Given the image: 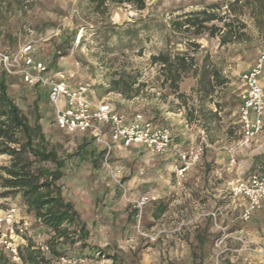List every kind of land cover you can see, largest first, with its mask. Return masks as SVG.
I'll return each mask as SVG.
<instances>
[{"label":"rangeland","instance_id":"1","mask_svg":"<svg viewBox=\"0 0 264 264\" xmlns=\"http://www.w3.org/2000/svg\"><path fill=\"white\" fill-rule=\"evenodd\" d=\"M232 3L233 0H145V8L138 11L112 1L94 9L88 0H0V52L11 54L24 44L32 45L35 59L50 72H64L71 84H92L94 96L104 98L125 118L138 113L173 130V146L182 152L199 146L196 135L198 130H204L208 146L194 167L211 168L216 166L212 158L215 147L208 140V128H199L198 114L194 112L202 100L211 136L214 128H223L230 134L236 132L237 137L238 96L242 89L238 75L251 67L264 49V37L256 34L249 7L239 3L232 10ZM205 10L220 18L205 24L207 27L223 29L225 23L233 21L236 26L243 25L241 32L246 37L220 45L218 35L187 31L185 19ZM161 54L194 60V74L179 82L183 99L161 85V66L151 61ZM213 69L217 71L216 81L211 78ZM0 77L5 80L8 96L29 123L38 119L48 148L64 159L63 177L57 185L87 231L83 241L64 247L54 245L59 256L42 251L40 246H45L51 233L37 223L18 195L1 197L5 189L0 186V208L15 205L27 223L23 242L19 241L22 256H26L30 240L32 250L37 252L35 264H66L60 258L77 260L76 264H264V221L260 218L242 224L241 242L224 239L215 247L221 233L215 230L214 223L211 233L207 222L192 221L193 217L185 214V174L177 186L175 170L179 163L174 153L157 155L116 147L111 162L126 188L124 195L102 169V150L93 138L88 134H67L56 127L42 89L1 72ZM118 78L134 79L132 90L137 94L127 99L111 91V81ZM185 117L192 125L188 132ZM190 135L193 139L188 138ZM256 151L253 144L238 150L243 152L236 161L238 167L246 169L247 156L256 158ZM10 159L0 155V177H5L2 168L10 164ZM256 159L257 165L264 166V159ZM41 166L53 168L49 163ZM208 176H213L212 171ZM144 194L154 195L156 201L139 211L134 202ZM8 260L10 264H29L21 259Z\"/></svg>","mask_w":264,"mask_h":264},{"label":"built area","instance_id":"2","mask_svg":"<svg viewBox=\"0 0 264 264\" xmlns=\"http://www.w3.org/2000/svg\"><path fill=\"white\" fill-rule=\"evenodd\" d=\"M264 68V49L260 51L255 63L239 75L241 92L239 94L238 121L241 128L240 137L226 149L229 162L234 163L235 153L250 146L264 128V90L259 78ZM0 72L8 77L17 78L21 83L32 88L42 89L52 108L56 127L67 134L80 133L90 135L102 150L101 167L108 180L126 194L119 171L111 162L114 149H128L141 146L148 152L157 155L174 153L179 166L176 168V185L185 172L194 166L203 152L202 144L189 152H182L173 146V140L167 127L154 125L143 115L135 114L126 122L123 114L111 103L99 101L92 103L87 95L92 84H71L62 71L50 72L42 62L35 59L33 48L24 44L16 52L8 54L0 52ZM230 194L234 198H243L245 205L239 214L241 222H248L254 213L261 209L264 201V174L251 173L245 179L230 186ZM156 201L151 194H144L135 200V208L139 211L148 203ZM217 212L209 216L216 218ZM221 233L216 247L226 238L223 228L214 223ZM27 232V223L19 216L15 205L0 208V251L9 259L19 261V245ZM241 242V239H236ZM42 251L46 246H40ZM63 263L76 264L77 260L60 258Z\"/></svg>","mask_w":264,"mask_h":264},{"label":"trees","instance_id":"3","mask_svg":"<svg viewBox=\"0 0 264 264\" xmlns=\"http://www.w3.org/2000/svg\"><path fill=\"white\" fill-rule=\"evenodd\" d=\"M107 1L121 5L127 4L138 11L145 8V0H88L94 9L104 7ZM239 3L242 7H249L257 28L264 26V0H233L229 7L234 10ZM216 20L219 21L220 18L205 10L186 18L185 26L187 31L192 30L194 35H200L203 32H208L211 37L218 35L220 45L246 37L241 32L243 25L240 23H237V26L233 24V21L225 23L223 29L214 25L210 27L205 25ZM151 61L161 66L162 87H168L178 99H183V94L179 92V82L184 77L194 74L193 58L182 55L170 57L161 54L152 57ZM216 74V70H211V78L215 81ZM217 82L221 84V81ZM134 84V79L129 78L125 81L123 78H118L111 81L110 89L130 99L137 94L132 90ZM34 108L36 109V105ZM47 144L38 119H35L32 125L29 123L27 117L8 96L5 80L0 77V155L5 154L11 158L10 164L2 168L5 177H0V186L5 191L1 197L19 196L27 211L33 213L37 223L51 233L45 246L48 253L56 257L59 254L54 245L64 247L83 241L87 236V231L84 225L80 224L72 204L61 196L60 186L57 185L63 177L64 159L59 158L54 150L48 148ZM100 156L102 157V152ZM46 163L51 164L53 168L41 166ZM26 249V256H22L19 251V259L35 264L37 252L32 250L33 244L30 240L27 241ZM91 250L95 251L94 248ZM0 264H10L3 252H0Z\"/></svg>","mask_w":264,"mask_h":264},{"label":"crops","instance_id":"4","mask_svg":"<svg viewBox=\"0 0 264 264\" xmlns=\"http://www.w3.org/2000/svg\"><path fill=\"white\" fill-rule=\"evenodd\" d=\"M251 20H252L253 26L256 29L255 30L256 34H259L260 36L264 37V28L262 27L260 29L257 28L255 19L251 17ZM239 75H238V79H239ZM259 83L262 89L264 90V68L259 78ZM197 96H198V99H201L200 91L197 92ZM87 98L92 103H96L99 101H105L104 98L94 96L92 90L87 95ZM238 101H239V96H238ZM197 108H198V111L194 113L198 114L199 128L202 125H205L208 128L209 130L208 140L213 143L214 145L213 148L215 147L214 152L212 154V158L215 160L216 166L211 167V168L206 167V166H203V167L192 166L185 172V214L187 216L191 215L190 217H193L192 221L207 222L211 233H213L212 231H214L213 223H216L218 226L223 228L224 235L226 237L225 239H229L230 242L234 243L237 241L236 239L243 238L242 224L244 222H241L239 220V214L243 210V207L245 205V200L243 198L232 197L230 194V186L235 182L245 179L251 173L257 172V173L264 174V171H262L264 166L257 165V163L254 162V159L256 158H257L256 160L264 159V128H263V131L259 134V136L252 143L254 146H256V150H257L255 152L257 153L255 154L257 155L256 158H254L253 155H251L252 156L251 158L247 156V154H245L247 156L246 159L249 161V163L247 164L246 169H243V168L241 169L240 166L238 167L236 161L237 160L239 161V158L241 157L243 152L235 153L234 163L229 162V156L226 153V149L229 146H231L240 137V133H241L240 124H239V130L237 131V137H235L236 132H233V134H230L231 132L228 131L229 132L228 134V132H226V130L223 128L222 130H219L218 128H214V131L216 134L213 133L214 136H211L212 128L209 129L210 127L209 124H206L205 115H204L206 111H205L204 103L202 100L199 101ZM134 116L135 114L132 116V118ZM132 118L131 119L126 118V122L131 121ZM145 119L147 120V118ZM153 124L158 125L155 123ZM158 126H161V125H158ZM190 129H192V125L189 122H187L186 117H185V132H188ZM169 131H170L172 140H174L173 130L169 129ZM196 136L200 140L199 145L202 144L203 152H204L205 147L208 146L207 140H206L207 137L204 133V130H198ZM188 138L193 139V136L190 135ZM130 149H137V150H142L144 152H148L141 146H133V147H130ZM201 157H200V160H201ZM255 168H257L258 171H254ZM210 171H212L213 176H208ZM212 181L214 182L212 183ZM215 207L217 208L214 209ZM193 210L195 212H192ZM212 212H217L215 219H212L209 216V214ZM263 212H264V201L262 203L261 209L257 211L256 213H254L251 219L245 224L252 222L256 218H260V220L264 221ZM197 227L198 226H196V228ZM214 246L216 247L215 244Z\"/></svg>","mask_w":264,"mask_h":264}]
</instances>
